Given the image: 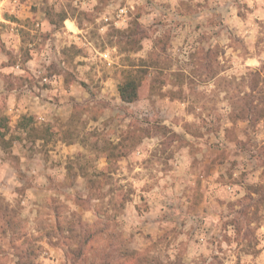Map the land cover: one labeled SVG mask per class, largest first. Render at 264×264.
Wrapping results in <instances>:
<instances>
[{
	"label": "rangeland",
	"instance_id": "obj_1",
	"mask_svg": "<svg viewBox=\"0 0 264 264\" xmlns=\"http://www.w3.org/2000/svg\"><path fill=\"white\" fill-rule=\"evenodd\" d=\"M38 1L0 0V19L13 4H56L83 27L67 35V57L90 59L70 77L80 93L45 98L50 116L66 107L56 123L23 115L8 125L0 201L15 214L13 226L0 219V264H20L22 231L35 245L32 264H264V0ZM26 25L19 35L39 37L32 46L0 36V88L11 87L0 115L9 121L22 106L13 73L25 53L37 55V85L50 88L42 77L56 75L47 69L54 47L40 42L47 31ZM7 26L0 20V34ZM132 28L138 42L125 50L115 30ZM131 63L150 66L138 99L125 103L117 86ZM47 125V143L29 135ZM100 170L106 194L89 196L86 177ZM56 220L80 243L60 239Z\"/></svg>",
	"mask_w": 264,
	"mask_h": 264
},
{
	"label": "crops",
	"instance_id": "obj_2",
	"mask_svg": "<svg viewBox=\"0 0 264 264\" xmlns=\"http://www.w3.org/2000/svg\"><path fill=\"white\" fill-rule=\"evenodd\" d=\"M31 1L32 3L34 2L40 5L43 3V1L41 2L38 0H31ZM13 5L16 7L15 9L12 10L13 14H10V17L3 16V18L0 19L3 21V23L10 25V26H7L8 29L6 28V30L0 34V36H2L1 42L3 41L5 45H10V44L16 45V43H19V44L24 43L26 45L29 42V46H32V44L38 43L37 40L39 39L37 38L39 37L35 39L34 36H29L31 41H29L28 39L25 40V38H23L24 36L21 37L19 35V30L20 28L24 29L25 27L26 30H24V34L28 36V31H31L30 28H28L26 25V23H28V20L32 21L34 25L37 22H39L41 24L39 30L47 31V32H44L46 33L47 37H44V38L41 37L42 39L40 40V42L43 43V45H46V44L53 45L54 49L52 48L51 51L54 52V56L56 55L58 57L57 59L54 58L55 59L54 61H56L55 63L51 61L50 65L47 66V69L49 68L48 69L49 72L56 73V75H54L55 80L51 82L50 88L37 85L38 81L36 78H34L36 76L34 74L35 66L38 62V59H36L37 55L34 54L32 59L30 57L22 58L21 60H22L23 69L19 67L18 65H16L17 70L14 69L15 72L13 73L14 75H16L17 79L20 80V85L22 84V87L20 89L21 93H20V101H19L20 102L19 104H21L22 106H20L21 109L18 111L17 120L9 121V119H11V114L10 112L6 110L3 111L2 113L8 118V125L14 122H18L20 117L23 115H26L27 118H29L30 116H34L36 120L38 119V123L45 122V123L54 124L56 123L54 122L56 119L60 118L62 114H65L64 110H66V107H63L62 105H58V109L54 113V115L56 116H50V112L48 113V111H46L45 109L47 108V102L45 98L46 97L48 98L49 96H53V95H56V96L57 95L58 96L60 95L68 96L70 94L76 95L77 93H80L83 90L77 87V79L70 78V77H72V75L77 76L76 73L74 72V69L76 70V66L77 68H79L80 66H83L84 64H81V61H84L88 59L89 57L84 56V55H74L73 57H67L66 50L64 49V47H67V46L69 47L70 45L74 44L72 43L71 40H69L70 35H73V37H75V35L79 31H81L80 29L83 27H80L76 19L70 14H66V17L63 19L61 24L57 25L49 19V15L47 14V11H42L39 9H35L34 12L27 11L24 7V4L23 5L13 4ZM110 5L108 3L107 6H110ZM54 7H55L54 12H58L59 9L57 10L56 4ZM108 13L109 12L106 11L105 13L102 14V16L104 17L108 15ZM67 35L69 39H67L68 38ZM11 36H13L12 40H11ZM37 52L40 53L41 51H37ZM69 73H70V76H69ZM66 81H69V82L65 84ZM8 88H11L10 85L8 84L1 86L0 100L4 97L5 93H7L10 90ZM7 94H9L8 95V98H9L11 94L9 92ZM61 99L62 98L60 97V100ZM75 100H76V97H75ZM7 102H8V99H7ZM7 136H9V134L6 135V137ZM64 151L66 152V149ZM48 152L51 153L50 150ZM46 157L49 162L50 155H46ZM0 161H2L1 165L3 166V168L2 167L0 168V175H3L5 173V170H4L5 165H4L2 158L0 159Z\"/></svg>",
	"mask_w": 264,
	"mask_h": 264
},
{
	"label": "trees",
	"instance_id": "obj_3",
	"mask_svg": "<svg viewBox=\"0 0 264 264\" xmlns=\"http://www.w3.org/2000/svg\"><path fill=\"white\" fill-rule=\"evenodd\" d=\"M47 14L49 15V19L57 25H60L61 22L63 21V19L66 17L65 11L60 10L58 12H54L52 8L47 9ZM113 31L114 30H109L110 34ZM115 31H119V34H120L119 37L121 35H122L121 37H124L123 41H120V42L123 43L121 45L125 46V48H126L125 50H135V47H133V46L135 44H137L138 39L131 41L130 40L131 39L130 34L134 33V31H137V28H132L131 30H115ZM124 46H123V48H124ZM1 47H3V46L1 45ZM25 55H26V57H28V52H27V54L25 53ZM134 65H133V63L127 64V66L124 69H122L123 76H122L121 82L117 86V91H118L119 97H120L121 101H123L125 103H130V102L138 99L140 92H141L140 91L141 86L144 87L146 85L144 77L148 71L146 70L145 67L150 66V65L146 63V66L144 68H133V67H140L138 65H136V66H134ZM142 76H143V80H141ZM68 82L69 81H66L65 84H67ZM2 106H3L2 101H0V107H2ZM77 106H78V104H75L73 106V113L76 112ZM23 119L26 120L27 118L23 117ZM20 125L22 127H25V124L23 122H21ZM52 126L53 125H47L44 128H40V129L33 128V129H31V132H29V135L33 132L36 135V137L42 138L44 140V142L47 143L49 141V139L52 138V135H53V127ZM7 133H8V118L4 115H0V146L6 150L9 148V146L12 143V137H6ZM107 155L110 156L109 154H107ZM103 171L104 170H100V172H96L94 175H88L86 177L87 188L89 190V196L93 195L95 192H96V194H99L100 197H103L106 194V193H103L101 191L102 188L104 186H106L105 181H103L101 179L103 177L102 175H105ZM120 200L122 202L124 201V199L123 200L120 199ZM7 208L8 207L3 206L1 201H0V219L2 220L4 225L13 226V224L10 223V221L13 219L15 213L13 212V210L7 209ZM16 223H17V221H16ZM69 225H70L69 222H67V223L65 222L63 224L62 222L57 221L54 224V229L56 230V232H58V236L60 237V239H62L63 237H65L66 239L68 238L69 240H71V238H75L77 241H79L78 235L74 234L73 229ZM65 231H67V234H65ZM19 238L21 239L22 244L29 245L28 248L25 249L24 253H22L20 251L16 254L17 258L19 259V263L20 264H32L33 263V261L31 260L32 255H35L34 254L35 249L32 247H35V245L33 243H31L30 238L28 237L27 233L24 231H22L20 233ZM79 243H80V241H79ZM82 243H84V242H81V244ZM79 253L80 252L77 253V256L79 255ZM81 253H82V251H81ZM70 255H72V254H70ZM105 264H107V263H105ZM109 264H126V262L120 261L117 263H109Z\"/></svg>",
	"mask_w": 264,
	"mask_h": 264
},
{
	"label": "built area",
	"instance_id": "obj_4",
	"mask_svg": "<svg viewBox=\"0 0 264 264\" xmlns=\"http://www.w3.org/2000/svg\"><path fill=\"white\" fill-rule=\"evenodd\" d=\"M126 13V9L123 7V8H120V9H118V12H117V14H116V17L117 18H123V15ZM111 18V17H110ZM109 19V17H107V15L106 16H104V20L106 21V20H108ZM35 26L37 27V28H40V26H41V24L39 23V22H37L36 24H35ZM104 56L106 57V54H104ZM55 80V77H54V75H48V76H43L42 77V81L45 83V84H51V82H53Z\"/></svg>",
	"mask_w": 264,
	"mask_h": 264
}]
</instances>
